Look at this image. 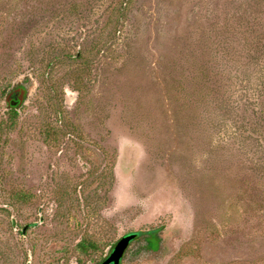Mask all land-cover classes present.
Returning a JSON list of instances; mask_svg holds the SVG:
<instances>
[{"label":"rangeland","instance_id":"374dc122","mask_svg":"<svg viewBox=\"0 0 264 264\" xmlns=\"http://www.w3.org/2000/svg\"><path fill=\"white\" fill-rule=\"evenodd\" d=\"M154 228L121 264H264V0H0V264Z\"/></svg>","mask_w":264,"mask_h":264},{"label":"trees","instance_id":"16d2710c","mask_svg":"<svg viewBox=\"0 0 264 264\" xmlns=\"http://www.w3.org/2000/svg\"><path fill=\"white\" fill-rule=\"evenodd\" d=\"M14 90L15 91L8 93L7 101L11 108H15L17 105H21L24 102L23 100H25L28 93L27 87L24 84H20V83L16 85ZM160 232H161L160 228H154L146 231L137 232L138 235L132 241L129 248L134 242L143 241V243L139 246L140 248L142 247L143 249H146L148 251L158 250L163 243ZM124 257H126V254Z\"/></svg>","mask_w":264,"mask_h":264},{"label":"water","instance_id":"95a60500","mask_svg":"<svg viewBox=\"0 0 264 264\" xmlns=\"http://www.w3.org/2000/svg\"><path fill=\"white\" fill-rule=\"evenodd\" d=\"M137 233H131L124 236L114 247L111 254L106 258L102 264H120L124 253L129 248L132 241L137 237Z\"/></svg>","mask_w":264,"mask_h":264},{"label":"flooded vegetation","instance_id":"af4514ba","mask_svg":"<svg viewBox=\"0 0 264 264\" xmlns=\"http://www.w3.org/2000/svg\"><path fill=\"white\" fill-rule=\"evenodd\" d=\"M127 250H128V249H127ZM112 251H113V250H112ZM110 254H111V253H110ZM125 254H126V253H124V256H125ZM124 256H123V258H124ZM123 258H122V260H123ZM105 260H106V259H105ZM105 260H104V261H105ZM122 260H121L120 264L122 263ZM104 261H103V262H104ZM103 262H101V264H102Z\"/></svg>","mask_w":264,"mask_h":264}]
</instances>
